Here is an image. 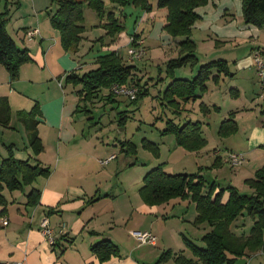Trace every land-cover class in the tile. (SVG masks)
Returning <instances> with one entry per match:
<instances>
[{
    "label": "crops",
    "instance_id": "crops-1",
    "mask_svg": "<svg viewBox=\"0 0 264 264\" xmlns=\"http://www.w3.org/2000/svg\"><path fill=\"white\" fill-rule=\"evenodd\" d=\"M152 5V10L154 11L157 4L153 1ZM216 5L220 6V3L217 2ZM32 7L35 10H43L44 8L42 6L39 7V5L37 7L35 3ZM45 8H47L46 3ZM230 8V6L225 5V9L228 10L224 12L226 16L221 19L225 26L229 24L233 25L229 22V19L235 14L231 12ZM199 9L200 8H198V10ZM134 12L135 10L131 8L130 13L132 14ZM45 13H47L48 16V11L45 10ZM37 17V22L30 24V26L20 25V30L16 31L17 37L13 36L17 43L21 47H27L33 56L32 62L26 63L21 67L19 79L12 81L8 70L4 65L0 64V96H8L11 102L15 97L19 98L16 95L25 94L21 91L20 84L23 87H34L37 84L50 82V85L57 86L58 84H56V81L59 80V85L64 88L62 82L65 81L68 72L72 70L83 72L90 64L96 66L97 57L102 54L99 53L93 57L84 58L83 62H79L74 58V55L79 53L82 48H85V53L91 52L90 46L79 47L77 51L63 50L59 42L58 33L55 32L53 35L46 27L43 28L42 25L44 21L41 20L39 13H37ZM119 18L121 19V17ZM126 22L134 26L136 22L135 14L128 17ZM243 23L245 26L244 30L241 27ZM195 26L196 24L194 28ZM125 27L127 32L125 31L121 36L119 34L117 40L113 44L108 46L103 45V49H105L104 52L110 50H117L120 52L122 48L129 47L130 38L134 31L132 32V27L129 29L126 25ZM22 28L23 30L21 33ZM253 28L254 34L250 33ZM34 29H38L39 31L32 36L28 35L27 32ZM103 30L105 33L106 30ZM135 32L140 33L138 30ZM243 32L247 34L250 33L249 36L253 40L251 49L254 51L258 48L264 54V36L261 37L262 34L264 35V26L257 27L245 23L243 15L242 18H239L236 27H230L227 31L217 34V36L222 38L224 42H236L237 38L246 40V37L240 36V34H244ZM141 37L143 38L142 35ZM86 38L85 36V39ZM91 46H95L94 43H91ZM240 46L241 44L238 43L233 44L231 50L235 51L239 49ZM88 48L89 50L87 51ZM252 50L251 52L253 54ZM251 52L249 53L250 56L244 60L230 56L226 52H217V54L219 53L217 59H225L228 61L230 69L231 66H235L237 69H231L233 76L223 75L219 83L213 82L215 86L208 84V91L202 99L190 105V110L192 111L190 115L193 117H195V114H197L196 116H199V113L202 114L199 107L195 108L194 106V104L199 106L201 101H205L210 106H219L221 111H225L224 113L227 117H229L231 112L236 113L235 117L239 127L237 133L224 138L219 136V134L216 137H208L203 130L204 136L208 139L209 143H211V140H214L216 143V145L212 147L213 154L209 155L211 152L207 153L204 148L199 151H193V153L206 156L208 159V156L220 158V160L218 159L216 161L218 168H220L219 170L223 169V165H227L224 158L229 152H237L242 155L246 154L248 156V162L246 161L241 166L233 167L228 164L230 167L235 168L234 172L229 176V183H218L221 186L233 184L240 191H242V187L247 186L244 180L253 177L256 170L264 165V90L263 82L257 80V76H255L257 73L254 64V54L252 56ZM241 62L242 64H240ZM175 76L177 78H182L177 75V70ZM227 77H229L228 81H226ZM223 81L227 84L218 88ZM65 85H68L66 81ZM224 88L226 90L223 92ZM251 88L253 92H251ZM231 89H237L239 95L236 97L232 96L231 94L235 93H233ZM219 92L224 94L222 101H210L211 95L208 94H218ZM64 94L66 93L62 90L60 94H55L50 99H45V105L42 106L41 114L38 116L40 121L38 126L39 133L43 142L52 138L51 146H48L45 142L46 145L43 153L39 155L35 154L30 146L29 140L28 143L24 144L23 148L15 142H7L4 144L5 146L6 144H13L14 154L19 159L39 160L43 165L50 166L51 174L48 177L40 176L35 181V187L40 191L39 202L36 205L26 204L27 193L31 190L28 187L31 185L23 190L25 193L23 196L18 194L17 197L13 194L14 192H11L10 197L14 202L9 204L8 213L0 218V260H25V264H78V262L72 260L71 256H85L83 258L85 264H101L96 255L91 252L92 244L101 240L102 237L107 236L121 247L124 242H131L132 238L138 241L132 234V231L135 230H149L157 236L153 230L143 227L146 221L154 224L153 215L157 216L160 213L167 217L172 213L170 210L175 208V205L183 204L180 198L172 199L161 205L143 203L141 207H139L140 205H132L130 202V216L125 226L121 228L123 229L121 231H123L124 236L120 237L122 234L121 232L119 234L117 233V226H115L120 218L118 219V217L114 216V210H112V214L107 212L108 209L101 203V199L105 203L110 201L108 191L112 190L114 185H118V183L112 181V179H114L112 174H110V180L107 179L104 181L100 165L106 167L112 160L107 164H101V160L108 159L112 155H115V153L109 155L105 159L99 155L101 151L99 145L93 142L91 138L82 134L83 129L79 131L77 124H75L74 113H76L78 109L79 102L72 99L68 103V99ZM211 114L212 112L210 115ZM202 116L207 117L208 115L205 116L202 114ZM186 118L194 120L192 117ZM11 120H13V117ZM14 124L15 123L11 121L8 126L4 127L15 128ZM41 125L42 127H40ZM241 132L243 135L239 136L238 133ZM224 148L227 150L222 154L221 152ZM4 158L5 157H3L2 160ZM212 164L206 165L210 166ZM214 171L217 170L213 168L211 173ZM102 180L104 183H102ZM213 181L216 180L214 179ZM103 190H107V192L104 194ZM92 197L95 198L94 202H88ZM228 198L229 193L226 192L224 201ZM184 203L187 202L185 201ZM127 207L128 204L126 203L125 208ZM2 208L3 207L0 205V211ZM138 208H140L139 213L144 215V221L142 223H139L136 219ZM105 217L109 218L108 221H103ZM44 218L49 219L52 227L59 234L60 231H63L60 239L54 246L47 242L42 233L41 222ZM6 219L7 224L4 223ZM124 220H127V217ZM237 226H239V224ZM91 230H94V232H90ZM81 235H85V237L83 238V243L79 245L78 240ZM62 243H65V248L66 245L69 246L68 249H64L63 247V251H61L58 245ZM134 252L135 250L132 253L125 252L128 255L123 254L121 257H114L102 264H139L140 261L138 259L131 257ZM249 257L250 256L247 258Z\"/></svg>",
    "mask_w": 264,
    "mask_h": 264
},
{
    "label": "rangeland",
    "instance_id": "rangeland-1",
    "mask_svg": "<svg viewBox=\"0 0 264 264\" xmlns=\"http://www.w3.org/2000/svg\"><path fill=\"white\" fill-rule=\"evenodd\" d=\"M106 2L107 8L110 9L112 4L109 0H106ZM217 2L220 3V6L216 5ZM34 3L37 7L38 5L39 7H44L43 10H35L32 7ZM45 3L47 8H45ZM1 5V11L5 9V5L9 6L7 29L13 36L17 37L16 31L20 30V25L30 26V24L37 22V13H39L41 20L44 21L42 27H46L53 35L55 32H57L60 39L59 31L51 24L50 19L48 20L49 16H47V13H45V10L49 11V9L52 7L54 9L52 0H1ZM225 5L230 6L231 12L235 14L229 19V22H231L233 25L229 24L228 26H225L224 22L221 20L222 17L226 16L224 12L228 10L225 9ZM131 8L135 10V12L132 13L135 14L136 17L134 26H131L129 22H126L128 17L132 16L130 13ZM199 8L200 9L198 11L201 13L202 17L197 20L196 26L192 32V39H194L197 44V56L199 58V63L195 66L187 65L177 69V75L181 76L182 78H194L199 66L206 61L217 59L219 57L217 55H219L220 52H226L230 56L238 57V59L244 60L250 56L249 53L252 50L251 43L253 40L249 35L250 33L254 34V28L252 32L248 34L245 32H243L244 34H240L241 37H246V40L237 38L236 42H224L222 38L217 36V34L220 32L223 33L230 27L237 26L239 18H242L243 15L241 0H210L207 5L201 6ZM115 11L124 21L128 29L132 27V32L138 30V32H140V34L143 36L141 39L144 40L143 48L145 50V54L142 59L130 60L128 55L129 47L122 48L120 53L128 61V63L135 64L137 66V75L140 78L141 83L144 85L146 82H148L146 85L149 89L148 94L145 96L143 95L137 101H133V99H130L124 95H117L113 100H109L105 96L108 94V90L103 89L100 91V94H97V96L93 98L92 102L82 101V106L78 109V111L76 110V113H74V119L79 131H82L83 129L82 134L88 138H91L93 142H96L99 145L101 148L99 155L103 159L115 153L116 157L112 159V161L106 165V167L99 164L104 181L107 179L110 180V174H112V177L114 178L112 181H114V183H118V185H114L112 190L108 191L110 201L105 203L101 199V203L106 206V209H108L107 212L112 214V210H114V216L118 217V219L120 218L119 220L117 219L118 221L115 226H117V233L119 234L121 232L122 235L120 237H122L124 236V233L121 231L123 230L121 228L125 226V223L128 221L130 216V202L135 206L140 205L139 207L145 203L139 193V189L144 183L143 176L148 170L156 167L159 164H163L164 169L171 173H194L201 170V174H203V176L208 181H213L215 179L217 183L220 182L221 184H224L229 183V176L234 172L235 168L230 167L228 163L225 162L227 165H223L224 167L222 170H219L220 168L218 167H214L217 171L211 173L213 168H210V166L213 165L212 163L215 160L214 157L208 156V159L206 156L197 155L196 153L188 151L177 144L175 135H163L161 132L164 128H166V122L170 118L177 123H183L186 117H192L194 120L199 119L204 121L203 130L205 135L208 137H216L218 135L217 130L220 126V123L223 121V119L227 118L226 114L224 113L225 111L221 110L212 111V114H209L207 117L202 116L200 113L199 116H196L197 114H195V117H193L190 115L192 112L191 110L184 111L182 114L176 115L170 105H168L163 99L162 92L171 80V78L166 76L167 61L170 58L177 57L179 55V42L183 39V36H172L164 30L163 26L166 22L167 8L158 7L156 5L154 11H145L139 6L127 5L125 7L117 6ZM99 24L100 19L98 18L96 12L88 5H85V25L87 27L85 36L87 38L81 42L80 47L90 46L91 52L85 53V48H82L79 53L74 55V58H76V60L79 62H83L84 58L93 57L94 55L103 53L105 51V49H103L102 41L98 40L99 37L105 34L103 30L104 28L99 26ZM241 27L244 30V23L241 25ZM22 30L23 28L21 29V33ZM125 31L126 29L120 32V36L122 33H125ZM134 32L132 34H134ZM132 36L133 35H131V37ZM263 36L264 35L262 34L261 37ZM109 42H111V38L110 36H106L104 39V43L106 44L104 45L108 46ZM91 43H94L95 46H91ZM237 43L241 44V46L239 49L232 51L231 48L233 44ZM88 50L89 48L87 51ZM217 52L219 53L217 54ZM251 55L253 56L252 52ZM242 62L240 64H242ZM94 67H96L94 64H90L87 66L85 71ZM231 69L236 70L237 68L235 66H231ZM255 76H257V80L260 81L258 75ZM228 80L229 77H227L226 81ZM224 82L225 81L221 82L218 88H221L227 84ZM50 84V82L45 84H37L34 87H23L20 84L21 91L25 94L16 95L19 98L15 97L12 102L7 96L11 106V118L13 117V120L11 121L15 123V128H6L4 125L0 124V163L2 158L7 156V146L10 145L6 144L5 146V143L15 142L22 148L24 147L25 143H28L29 137H27L24 123L17 114L18 111H30L32 108H34L33 106L37 104L36 102H38V108L41 109L42 106L45 105V99H50L55 94H60L62 90H64L66 93L64 95L67 97L68 103L72 99H75L74 101L78 102L79 94L77 90L81 87V85L74 86L70 83L65 85V81H63V88L59 85V80L56 81V84H58L57 86ZM208 84L215 86L213 81H210ZM225 90L226 89L224 88L223 92ZM251 92H253L252 88ZM208 95H211L210 101L219 102L222 101L224 94L219 92L218 94L216 93ZM194 106L195 108L199 107L197 104H194ZM122 121L123 123L121 124ZM40 127H42V125ZM238 134L239 136L243 135L242 132ZM145 138L159 145L161 149L159 156L154 155L151 150L144 146L143 139ZM126 141L136 144L135 148L137 152L135 155L130 156L123 152L122 142ZM45 142L48 146H51L52 138H49ZM214 145H216V143L214 140H211V143H208L204 150H206L207 153L211 152L209 155H212V147ZM226 150L227 149L224 148L221 153L223 154ZM243 157V162L241 164L239 163L234 165L233 167H239L246 161L248 162V156L245 154ZM210 163L212 165H206ZM104 181L102 180V183H104ZM35 184L36 183L34 182V184L28 188H36ZM106 184L109 185L108 183ZM252 191L253 189L247 185L246 187H242L241 192L251 194ZM8 192L9 191H7V193ZM13 192L15 196L18 194H21L22 196L25 195L23 190H16ZM106 192L107 190H103L104 194ZM8 194L11 196L10 192ZM94 199L95 198L92 197L88 200V202H94ZM185 201L187 203H184ZM181 202L183 203L182 205L177 204L174 206L175 208L171 210L168 209L172 212L169 214V216L165 217V215L159 213L157 216L153 215L154 224H151L149 221H146L144 224L143 227L151 229L157 234L158 239L156 245L141 243L139 241H135L132 238L131 242H124L121 245V255H128L125 252L132 253L135 250L133 256L131 257L138 259L140 261L139 264H176L174 254L161 257L166 250L171 249L173 253L181 251L187 257H192L197 260L192 250H190V248L184 242L183 238L184 236H187L197 245L205 247L202 236L211 228L207 223H203L200 226L195 225L194 221L197 211L194 202L190 201V199H182ZM126 203L128 204L127 208H125ZM139 212L140 208H138L136 219L139 223H142L144 221V215ZM126 217L127 220H124ZM108 219L109 218L105 217L103 221H108ZM238 224L239 226H237ZM253 224L254 220L252 217L249 215H241L233 222L231 228L239 235H248ZM92 231L94 230H91L90 232ZM84 237L85 235H81L79 237V245L83 243ZM106 237L107 236L102 238ZM64 245L65 243H62L61 245L59 244L58 248L63 251ZM68 247L69 246L66 245V248L64 247V249H68ZM249 255L250 257L246 259L247 264H264V250H258ZM71 257L72 260L78 262V264H85L83 259L85 256Z\"/></svg>",
    "mask_w": 264,
    "mask_h": 264
},
{
    "label": "trees",
    "instance_id": "trees-1",
    "mask_svg": "<svg viewBox=\"0 0 264 264\" xmlns=\"http://www.w3.org/2000/svg\"><path fill=\"white\" fill-rule=\"evenodd\" d=\"M112 7L107 8L106 0H52L54 6L48 11L51 24L60 33V43L65 51H77L85 39L87 27L85 25V5L93 9L100 19L99 26L106 32L98 40L104 43L106 36H110L113 44L119 33L126 29L125 23L119 18L115 8L127 5L139 6L144 10H152V2L158 7L167 8L164 30L172 36H183L179 42V55L167 61L166 76L171 78L162 92L163 99L173 109L176 115L190 111V105L205 95L208 83H219L222 76H233L229 63L225 59H212L202 63L194 78H177V69L187 65L195 66L199 63L197 44L192 39V32L197 20L202 16L198 8L207 5L210 0H109ZM245 23L258 27L264 26V0H241ZM0 6L1 0H0ZM0 10V64L4 65L12 81L19 79L21 67L33 61V56L27 47H21L7 29L9 6ZM35 30V29H34ZM33 30H29L27 33ZM141 38L140 33L132 34ZM104 45V44H103ZM132 60V59H130ZM96 67L78 72L72 70L66 76V83L74 86L81 85L77 90L80 96L78 109L82 101L92 102L93 98L103 89L108 90L107 99L116 98L111 91L113 84L137 86V101L148 94V87L142 84L137 75L138 68L130 64L117 50H110L100 54L96 60ZM255 64V63H254ZM232 96H238L237 89H231ZM30 111L20 110L18 115L27 130L29 143L35 154L45 150V144L39 135V119L41 109L36 102ZM77 109V111H78ZM87 110V109H84ZM81 110V111H84ZM199 110L203 115L220 110L217 105L209 106L205 101L199 103ZM236 113L231 112L229 117L220 123L218 134L228 137L238 131ZM11 122V106L7 96H0V124L8 126ZM123 121L121 122V124ZM162 134L175 135L179 146L188 151H199L205 148L209 141L203 135V122L185 118L183 123L168 119ZM144 146L159 156V145L151 140L143 139ZM122 150L126 155L136 154V144L122 142ZM13 144L7 146V156L0 163V218L8 213L9 204L14 200L9 192L24 190L32 185L38 177H48L51 167L43 165L39 160L19 159L14 154ZM232 152H229V154ZM237 153V152H236ZM224 158L226 161L228 155ZM114 159V158H113ZM210 168L218 167L217 160ZM112 160V159H111ZM102 164V163H101ZM132 164V163H131ZM143 185L139 193L146 204L160 205L172 199H190L195 203V225L207 223L210 230L203 236L205 247L197 245L190 238L184 236V242L197 258L187 257L182 252L173 253L166 250L161 257L174 254L176 264H236L239 259H246L249 254L264 250V165L258 168L253 177L245 179V183L253 189L251 194L242 193L235 185H219L216 181H208L201 170L194 173H171L164 169L163 164L147 171L143 177ZM7 191H9L7 193ZM229 198L224 201L225 193ZM40 191L32 188L27 193V205H36L39 202ZM246 211V213H245ZM241 215H249L254 224L248 235H239L232 230L231 225ZM94 231H92L93 233ZM91 251L99 262L105 263L114 257H121V248L111 238H102L91 245Z\"/></svg>",
    "mask_w": 264,
    "mask_h": 264
},
{
    "label": "built area",
    "instance_id": "built-area-1",
    "mask_svg": "<svg viewBox=\"0 0 264 264\" xmlns=\"http://www.w3.org/2000/svg\"><path fill=\"white\" fill-rule=\"evenodd\" d=\"M39 30H33L29 32V35H34ZM130 46L128 48V55L129 59H142L145 50L143 48L144 40L141 38H135V36H132L130 39ZM254 54V63L256 67V73L260 80L263 82V90H264V54L263 52L256 48L253 51ZM111 91L115 95H124L129 97L130 99H135L137 97L138 88L137 86H129V85H122L119 83L113 84L111 87ZM115 155H112L110 158L101 160L102 164H107L111 159L115 158ZM244 160V157L242 154H237L236 152H232L228 155L226 161L229 162L232 166L241 164ZM4 223L7 224V219L4 220ZM41 230L43 235L45 236L47 242L54 246L57 244V241L61 237V233L63 231H60V234L52 227L50 221L48 218H44L41 222ZM133 236H135L139 242L150 244V245H156L158 237L153 234L149 230H135L132 231ZM0 264H25V260H0Z\"/></svg>",
    "mask_w": 264,
    "mask_h": 264
},
{
    "label": "water",
    "instance_id": "water-1",
    "mask_svg": "<svg viewBox=\"0 0 264 264\" xmlns=\"http://www.w3.org/2000/svg\"><path fill=\"white\" fill-rule=\"evenodd\" d=\"M238 264H246L247 263V260L246 259H239L237 261Z\"/></svg>",
    "mask_w": 264,
    "mask_h": 264
}]
</instances>
